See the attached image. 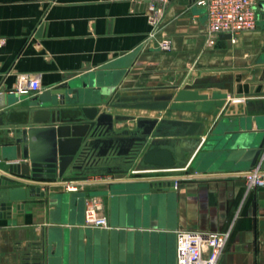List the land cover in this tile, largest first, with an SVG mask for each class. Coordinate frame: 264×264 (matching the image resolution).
I'll list each match as a JSON object with an SVG mask.
<instances>
[{
	"label": "crops",
	"instance_id": "crops-1",
	"mask_svg": "<svg viewBox=\"0 0 264 264\" xmlns=\"http://www.w3.org/2000/svg\"><path fill=\"white\" fill-rule=\"evenodd\" d=\"M151 1L0 0V144L8 140L9 130L13 136L15 128L32 125L14 102L20 94L18 76L24 73L39 77L40 94L102 70L112 95H91L108 101L171 93L176 91L172 86L221 90L230 96L218 117L169 108L150 109L148 116L203 121L205 140L223 119L226 127L240 120L241 130H260L264 95L237 94L264 90V0H257L256 30L234 39L220 34L214 44L206 34V10L195 0L160 2L159 29L150 20ZM165 36L172 41L170 50L159 46ZM97 106L114 115L147 110ZM81 107L56 108L68 118L66 112L78 113ZM135 125L128 120L115 126ZM158 126L156 136L174 131L167 124ZM147 146L131 159L109 153L85 162L62 179H34L0 169L1 178L16 184L21 183L13 179L36 181L45 192L25 201L21 211L1 213L0 264H56L58 247L64 250L63 264H177V232L188 229L230 231L218 264H264V187L247 188L245 175L252 167L224 160L203 142L190 158L183 148L181 156L188 159L183 169L137 171ZM152 180H175L176 186L150 192L148 196L160 197L147 204L138 198L143 194L129 192ZM89 195L102 197L109 228L84 226Z\"/></svg>",
	"mask_w": 264,
	"mask_h": 264
},
{
	"label": "water",
	"instance_id": "water-1",
	"mask_svg": "<svg viewBox=\"0 0 264 264\" xmlns=\"http://www.w3.org/2000/svg\"><path fill=\"white\" fill-rule=\"evenodd\" d=\"M223 37L232 38L224 33ZM112 66V65H109ZM105 72L97 71L83 79H75L60 84L47 92L30 96L20 93L17 107L25 112V119L30 118L32 125L18 127L8 140L0 144V169L34 179L63 178L70 168L82 169L85 162L116 153L131 159L143 144H148L137 171H168L183 169L188 159L181 156L186 147L189 158L205 142V149H216L217 153L229 162H247L245 168L254 167L264 155V125L260 130L240 129V120L226 127L225 119L211 129L207 140L203 138L206 124L200 120L181 118L140 117L133 115L112 114L102 106L111 107L171 109L190 112L221 114L230 94L221 90L211 93L201 92L196 88L172 86L176 89L166 94L123 96L114 100L94 97L92 92H107L112 95L109 83H105ZM264 95V90L238 93L237 96ZM13 102V101H12ZM94 103L89 106L87 104ZM82 105L81 112L70 113L63 117L58 105ZM56 108L55 110H51ZM135 121V127L116 128V122ZM66 121V122H65ZM160 124L171 126V136H156L154 131H161ZM177 132H180V135ZM152 137V138H151ZM151 138V139H150ZM20 159H23L22 161ZM243 164V163H242ZM240 164L238 167H241ZM243 167V165H242ZM12 180L0 177V215L4 212L21 211L24 202L45 195L42 184L27 180ZM129 192L141 193L145 204L148 200H157V194L150 192L167 191L176 186V181L152 180L148 185ZM89 234V233H87ZM60 245V244H59ZM64 250L57 248L56 264H63Z\"/></svg>",
	"mask_w": 264,
	"mask_h": 264
},
{
	"label": "built area",
	"instance_id": "built-area-1",
	"mask_svg": "<svg viewBox=\"0 0 264 264\" xmlns=\"http://www.w3.org/2000/svg\"><path fill=\"white\" fill-rule=\"evenodd\" d=\"M197 5L206 10V34L211 44L216 42L220 34L230 33L234 39L243 32L256 30L258 26L257 0H195ZM163 0H153L150 3V20L156 29L160 28L163 9L160 6ZM151 36H156L153 33ZM163 50H170L172 41L169 37L158 40ZM16 89L19 93L38 94L42 86L38 76L20 74ZM259 163L246 172L248 189L264 187L262 163ZM86 227L109 228L108 216L104 212V201L98 195H89L85 200ZM230 231H201L180 230L177 232V264H218L225 251Z\"/></svg>",
	"mask_w": 264,
	"mask_h": 264
},
{
	"label": "bare ground",
	"instance_id": "bare-ground-1",
	"mask_svg": "<svg viewBox=\"0 0 264 264\" xmlns=\"http://www.w3.org/2000/svg\"><path fill=\"white\" fill-rule=\"evenodd\" d=\"M143 109H146V108H143ZM149 110H150V109H147V110H146V112H148V113H146V114H145V113H143V114H137V113H136L135 115H134V114H130V115H133V116H135V117H147L148 115H150V114L152 113V112L150 113ZM154 111H155V113H157L156 111H158V110H155V109H154ZM181 111H183V110H181ZM141 112H142V111H141ZM205 116H206V115H197V117L200 118V119H202V120H204Z\"/></svg>",
	"mask_w": 264,
	"mask_h": 264
},
{
	"label": "rangeland",
	"instance_id": "rangeland-1",
	"mask_svg": "<svg viewBox=\"0 0 264 264\" xmlns=\"http://www.w3.org/2000/svg\"><path fill=\"white\" fill-rule=\"evenodd\" d=\"M229 89V88H228ZM126 111H128L127 113H130V112H133V113H137V114H143V113H148V112H146V110H126ZM142 111V112H141ZM152 116V115H151ZM147 117H150V116H147ZM155 117V116H154ZM137 118V117H136ZM139 118V117H138ZM164 118H166V117H164ZM163 119V118H162Z\"/></svg>",
	"mask_w": 264,
	"mask_h": 264
}]
</instances>
